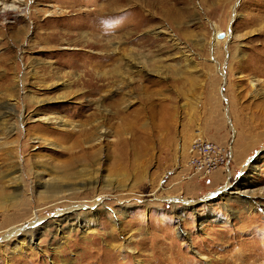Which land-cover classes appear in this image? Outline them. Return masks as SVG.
Wrapping results in <instances>:
<instances>
[{"label":"rangeland","instance_id":"obj_1","mask_svg":"<svg viewBox=\"0 0 264 264\" xmlns=\"http://www.w3.org/2000/svg\"><path fill=\"white\" fill-rule=\"evenodd\" d=\"M148 1L0 0V208L19 194L0 237L22 227L10 248L0 241V264H264V0ZM114 48L147 68L105 60ZM88 79L102 85L94 96ZM102 90L131 102L125 116L93 144L61 148L78 137L51 132L54 119L80 123ZM196 137L226 149L212 176L188 177ZM48 180L90 189L46 206ZM69 204L86 207L18 249L36 216Z\"/></svg>","mask_w":264,"mask_h":264},{"label":"bare ground","instance_id":"obj_2","mask_svg":"<svg viewBox=\"0 0 264 264\" xmlns=\"http://www.w3.org/2000/svg\"><path fill=\"white\" fill-rule=\"evenodd\" d=\"M3 3L5 2V0H2ZM20 1V0H19ZM153 1V0H152ZM156 0H154L153 2H147L145 3V6H156V9H160L162 10L161 6L163 3H161V1H158L157 3L155 2ZM156 4H155V3ZM158 4V6H157ZM161 4V5H160ZM160 5V6H159ZM18 11V10H17ZM166 11V10H165ZM171 11V10H170ZM154 15V14H152ZM147 17V16H146ZM155 17V16H154ZM154 20V19H153ZM148 22V20H147ZM140 23V22H139ZM149 23V22H148ZM145 24V23H143ZM136 25V24H135ZM132 30V29H131ZM134 30V29H133ZM138 30V29H137ZM219 32V30L216 28L215 29V32L213 33V39L215 41L218 40V38L216 37V34ZM228 32V31H227ZM134 33V32H133ZM227 36H230V33H227ZM232 36V35H231ZM234 36H239L241 38L240 35H234ZM170 41H173L174 42V39H173V36L170 35L169 37ZM218 42V41H217ZM240 44V43H238ZM71 49H79V48H71ZM253 51V50H252ZM114 52H115V48L112 50L111 53H106V54H103L105 55V60H113V61H118V62H123L124 63H127L126 65V68L129 70V73H143L144 69L147 68V62H148V59H146L145 57L143 56H139V55H134L133 53L131 52H128L126 55V57L124 56V60H119V59H113L114 58ZM262 52V51H261ZM237 53V52H236ZM254 53V52H253ZM261 54V53H260ZM238 55V61H241L244 57V54L242 52H239L237 53ZM262 59L264 60V52H262ZM123 59V58H122ZM104 60V59H103ZM117 62V63H118ZM260 62V61H259ZM116 63V64H117ZM158 73V72H157ZM261 75H264V69H262L260 72H259ZM126 75V74H125ZM122 76V75H121ZM120 78V77H119ZM124 78V76H123ZM125 79V78H124ZM65 82V81H63ZM63 84H67V83H63ZM86 87L88 88L86 90V94L88 96H94L95 94H97L99 91H101V88H102V85L98 84L97 82H93L92 80L88 79L86 81ZM103 91V90H102ZM109 90H104L102 92L103 95H101V97L94 103V107H93V111L86 114L84 116V119L78 123V124H75V123H71V122H67V121H64V120H61L59 118H56L54 119L53 123L55 124H58V127H60L59 129H56V128H53L51 130V132H60L61 135L64 137V138H71L73 136H76L78 137L74 142H72L69 146H62L61 148H63L64 150L66 151H70L74 148H79V147H82V145L85 146V143L87 145H91L94 143V141L98 140L99 138H101L102 134H107L108 131H106V128L109 127H105V125L107 123H110L112 121V119L115 117H120V118H123L125 116V112H124V106L123 104L126 102V101H129L127 98H124L123 96L122 97H119V98H111V97H108V95L106 94ZM32 97V96H31ZM89 101V99L87 100ZM92 102V101H90ZM130 102V101H129ZM131 103V102H130ZM129 103V104H130ZM13 106V105H12ZM87 106L89 107L90 106V103H87ZM90 108V107H89ZM48 119V118H47ZM50 119V118H49ZM53 120V119H51ZM51 122V121H50ZM57 127V126H56ZM112 133V131H111ZM126 140L122 141V144L125 143ZM97 150V149H96ZM87 153V152H86ZM88 154V153H87ZM255 159V158H253ZM256 160V159H255ZM76 162V161H75ZM256 167L255 165V161L254 160H249V162L247 163L246 165V171H247V174L245 175V179L248 180V176L249 174L255 170L254 168ZM81 170V169H80ZM78 172V171H76ZM37 174V173H36ZM75 174V173H74ZM85 175V174H84ZM66 176V175H64ZM72 176V175H71ZM69 176V177H71ZM78 176V175H77ZM15 177H18V176H11V178H15ZM61 177V176H60ZM62 178V177H61ZM18 180V179H16ZM54 180V179H53ZM8 181V180H7ZM58 181V180H57ZM87 182H90V181H87ZM92 182V181H91ZM243 183V182H242ZM241 183V184H242ZM80 186L79 187H74V186H70L68 187L67 189L64 188L63 189V184L59 183V182H50L48 180V182H45L44 184H42V186L44 187V189L48 192L47 195L49 197V202H50V205L46 204V206H51V205H57L58 203H62L64 201H67L66 200V196H69V197H72L75 196L79 193V192H82L83 190H86V189H90V186H84L83 183H79ZM66 185V184H65ZM226 187L218 190L215 192V195H226L228 192H226L225 190ZM263 192L260 193L259 195V199L263 202L264 201V188L262 189ZM42 191H39V193H42ZM243 193H245V191H243ZM214 193H212L211 197L207 198V199H212V197H214L215 195H213ZM2 195V194H1ZM17 195H19L18 193L15 194L13 197L14 200L9 199V197L7 195H5L4 193V198H3V202H2V205L4 204V206H2V208H0V213H4L7 208H9L10 206H12V204L14 202H16L18 200L17 198ZM43 195V194H42ZM17 198V199H15ZM68 198V197H67ZM9 200L8 202L9 203H6V201ZM70 200V199H69ZM206 200V199H205ZM207 201V200H206ZM78 203V202H77ZM186 204H190L188 201L185 202ZM64 204V203H63ZM81 206V208H85L86 205H78V204H69L68 206L62 208L61 210L59 211H56L53 213L52 216H48V217H37L35 218V220L31 223H29L28 225H26L25 229H30L31 230V234L28 235L27 237V240H28V243H24V241H19L20 243H18L19 247L18 249H22V247L26 244V245H29L31 246L32 243H33V240L35 238V232L37 231V229L40 227V225L42 223H45L46 226H49L50 223L49 221L53 224L55 223L56 225L55 226H61V223L63 221H68V218L69 216L73 215L74 214V211L76 212V209H78L79 207ZM47 208V207H46ZM50 219V220H49ZM75 224V223H74ZM81 224V223H80ZM14 224H9L7 227L6 230H3L2 232L5 233V235L2 237H0V241H3L4 242V245L7 247V248H10V244H11V241H14V240H17V238L19 237V235H22V227H18V226H13ZM5 227V226H4ZM9 227V228H8ZM40 229V228H39ZM25 239V238H24ZM26 242V241H25ZM17 243V241H16ZM58 246L56 247H52L53 250L57 249ZM264 249L262 246L260 248V252H262V250ZM259 251H254L253 254H251L252 256H257V253Z\"/></svg>","mask_w":264,"mask_h":264},{"label":"built area","instance_id":"obj_3","mask_svg":"<svg viewBox=\"0 0 264 264\" xmlns=\"http://www.w3.org/2000/svg\"><path fill=\"white\" fill-rule=\"evenodd\" d=\"M226 149L218 144L196 137L188 147V158L186 162L189 178L191 176L204 177L218 167L226 165Z\"/></svg>","mask_w":264,"mask_h":264},{"label":"crops","instance_id":"obj_4","mask_svg":"<svg viewBox=\"0 0 264 264\" xmlns=\"http://www.w3.org/2000/svg\"><path fill=\"white\" fill-rule=\"evenodd\" d=\"M217 170H218V169H216L215 171H217ZM215 171L211 172V173H210V175L212 176V175H213V173H214Z\"/></svg>","mask_w":264,"mask_h":264},{"label":"snow or ice","instance_id":"obj_5","mask_svg":"<svg viewBox=\"0 0 264 264\" xmlns=\"http://www.w3.org/2000/svg\"><path fill=\"white\" fill-rule=\"evenodd\" d=\"M238 175H240V174H238Z\"/></svg>","mask_w":264,"mask_h":264}]
</instances>
